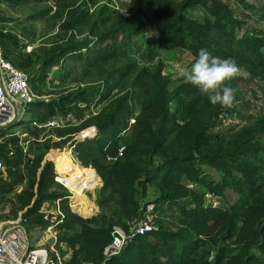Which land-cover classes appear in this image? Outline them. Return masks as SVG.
<instances>
[{"label": "trees", "instance_id": "trees-1", "mask_svg": "<svg viewBox=\"0 0 264 264\" xmlns=\"http://www.w3.org/2000/svg\"><path fill=\"white\" fill-rule=\"evenodd\" d=\"M58 1L62 3L56 13L65 14L59 23L60 30L65 33L67 30L72 32L81 19H88L87 9L82 7L80 1ZM81 1L86 3V0ZM198 3L207 5L209 13L213 16L212 20L187 13L190 6ZM137 12L142 14L141 18L125 16V22L120 23V28L114 27L109 31L95 33V40L91 45H88L87 39L78 40L73 34L65 38L64 34H61L58 39L52 41L51 46H40L32 53L18 55L14 53V46L23 48L24 44L18 41L14 33L3 30H0V43L4 57L19 68L32 67L37 61L45 67L58 61L61 55L82 58L84 54L86 62L94 65L95 60L118 55L120 39L104 44V38L108 39L118 30L126 31L127 37L140 34L144 31V19L154 22L156 19L166 18L155 26L166 43L181 45L196 56L201 49H207L213 56L222 59L233 58L248 65L252 73L264 72V35L253 30L238 34L236 30L241 27V19L233 15L229 6L222 0H144L138 5ZM133 66L134 64L129 62L113 68L107 72L104 82L107 84L108 80H113L116 76H126ZM148 70L147 67L141 68L134 76L133 83H145L144 88L150 96L142 102V111L136 116L130 134L125 137L121 155L113 160L107 159V156L116 155L120 145V132L130 113L129 92L110 100L102 108L97 120H93L97 125L98 135L80 142L76 148L79 158L86 164L93 165L103 178L104 187H108L109 196L106 200L111 209L110 215L104 220L99 219V226L90 227L87 222L96 219L83 218L70 211L66 203V190L49 189L53 168L48 162L41 163L43 152H35L33 157L27 156L20 146L13 145L10 138L9 141L0 142V158L9 166L4 164L8 176L13 178L12 181L21 179L24 175L20 170L21 164L26 167L27 188L18 196L21 208H25L22 213L28 218L29 224H51L60 219V214L50 211L46 203L60 198V210H63L64 218L58 226L73 228L76 223L81 226L79 233L65 237L73 246L81 236L80 246L74 248L72 257L75 264H79L81 259L98 260L101 264H199L202 258L195 259V253L201 240L206 241L198 236V231L207 220L221 222L223 233L232 235L236 233L239 221H249L252 214L254 216L250 222V235L254 241L249 242L250 244L246 241L244 245L231 242L228 243L230 245H216L214 242V264H264V215H261L264 211V112L248 114L245 122L231 131L212 132L210 127L221 109L220 105L211 104L206 94H202L199 88L187 82L180 83L170 90L169 79L162 74L159 65L153 70ZM227 83L232 87V83ZM99 89L82 88L58 98L32 101L29 104L35 114L32 120L43 126L57 112L66 116V103L89 100ZM131 95L135 96L133 88ZM27 114L29 113L26 112ZM26 115L21 119H25ZM58 130L59 135H62L70 128ZM2 133L4 129L0 130V134ZM63 153L67 157L66 152ZM155 154L161 159L153 164ZM59 155L55 154L57 157ZM205 165L218 169L220 176L214 178L204 169ZM76 167L79 166L72 165L73 170ZM80 171L90 176L89 180L97 179L92 168H82ZM141 175L155 185L161 202L175 203L182 196H190L193 204L187 206L183 202L178 203L183 223L178 224L176 229L158 227L133 234L117 254L103 257L102 250L111 238L112 226L120 225L129 233L132 221L143 216L144 205L142 207L139 204V196L145 195V187L143 186V191L138 197L135 187ZM4 181L1 176L0 190H3L1 182ZM187 181L195 182L197 188L186 186ZM226 189H231L237 194V200L229 208L203 204L205 193L222 196ZM83 197V194L79 197V193L70 196L74 210L85 212V206L81 202ZM112 198L114 204H109ZM149 202L154 203L152 211L160 209V203L157 204L155 200ZM26 204L29 206L26 207ZM250 246H254V249ZM78 254L80 260L76 257Z\"/></svg>", "mask_w": 264, "mask_h": 264}, {"label": "rangeland", "instance_id": "rangeland-1", "mask_svg": "<svg viewBox=\"0 0 264 264\" xmlns=\"http://www.w3.org/2000/svg\"><path fill=\"white\" fill-rule=\"evenodd\" d=\"M79 1L82 7H86L88 19H81V22L76 25L72 32L67 30L65 33L64 30L59 29V23L63 20L65 14L59 15V13H56L62 3L61 1L21 0L14 2L11 0H0V30L11 31L17 36L18 41L24 44L23 48L17 45L14 46V53L18 55L24 54L25 52L32 53L33 50H37L40 46H51L53 44L52 41L58 39L61 34H64L65 38L73 34V37L78 38V40L87 39L89 40L88 45H91L95 40V33L105 32L114 27H119L120 23L125 22V16H135L137 19L141 18L142 14L137 12L138 5L144 2V0H94L93 2L86 0V3H83L81 0ZM222 1L229 6L233 15L241 19V27L236 30L238 34L253 30L258 33L261 32L264 35V0ZM187 13L201 19H213V16L208 11L207 5H204V3L190 6L187 9ZM107 17L108 19L106 20ZM165 19H156L154 22L144 19V31L140 34L127 37L126 31L118 30L108 39L104 38L102 40L104 44L108 42L113 43L114 40L120 39L121 43L117 48L118 55L110 57L109 59H99L98 61L92 59V61L95 60L94 65H89L86 62V54H84L82 58H74V56L64 57L61 55L58 61L45 67L42 66L40 61L35 62L32 67H20L29 76L30 87L35 93L33 101H46L58 98L63 94L82 88L87 90L96 87L100 88L99 91L95 92L94 97L89 100H76L66 103V116L62 112H57L53 117L59 121L58 124H46L43 126L37 124L32 120L35 114L29 106L27 108V113L29 114H24L26 118L21 119L20 115L13 126L10 129H4V133L1 134V142L9 141L12 138L13 145L20 146L22 152L27 156L33 157L35 152H43L41 163L48 162L52 165V177L54 175L52 157L56 153L60 154L56 157V159L58 158L56 160L58 162L60 161L62 163L66 158L63 152L67 154L71 152L76 157L80 170L82 168L93 169L97 175L95 181H92V179L89 180L88 177L90 176L80 173V177L71 181L69 187L58 184L54 178H52V184L49 187V189L67 191L66 203L70 211L83 218H95L96 221L87 222L90 227L99 226V219L104 220L111 212L109 205H107L108 200H106V197L109 196L108 187H104V180L97 169L91 164H86L79 158V151L76 149L80 142L90 138L92 139L98 135L97 125L93 120H97V116L102 111V108L110 100L129 92L130 98L128 103L130 113L126 117V125L123 128L125 131L120 134V144L125 143V137L130 134L133 126V123H129L130 118H134L135 120L136 116L142 111V102L150 96L144 88L145 83H133L134 76L138 73L137 71L144 67L153 70L158 65L161 66L162 74L169 79L168 88L171 90L180 83H186L185 78L180 73L189 70L190 66L198 58V56L181 45L166 43L164 37L158 34L155 26L158 22ZM94 23L96 24L94 25ZM125 27L123 26V28ZM124 40L126 42L125 45ZM28 46L31 51L27 50ZM82 52L85 53L83 48ZM236 61L242 69V75L228 81L229 84L232 83V88L235 89L234 105L232 107L221 106L219 113L214 118L213 125L210 127V131L215 133H223L238 128L245 122L250 113L257 114L264 112V72L252 73L248 65L238 60ZM129 62L134 64L129 74L126 76H116L115 79L108 80L107 84L104 82L108 71ZM187 83L193 85L190 82ZM193 86L197 87L196 85ZM131 88H133L135 96L131 95ZM85 104L86 106H84ZM70 106L71 108H69ZM66 127H69L71 131L68 130L69 132L67 131V133L59 135L58 129ZM45 144L48 145L44 146ZM61 153H63L62 156ZM160 159L161 157L155 154L152 163L159 162ZM2 160L6 165L5 160ZM204 169L214 178H218L221 174L218 169L211 165H205ZM20 170L24 172V175L21 179L15 181H12V176H8L5 167L4 171L6 175L4 177L2 176L3 171H0V177L2 176L3 180H5L1 182L3 190H0V218H15L16 216L24 215L22 211L25 208H21L18 199V196L22 195L23 190L27 188L28 179L24 164H21ZM190 182L187 181L185 185L189 188H197L198 185L195 182L192 181L193 185ZM143 186L145 187V195L142 197L139 196V204L149 202V200H155L157 204H161L160 209L151 211L149 214L153 229L158 227L176 229L178 224L183 223L181 221L178 203L183 202L187 206H191L193 200L190 196H182L175 203H168L167 201L161 202L159 195H157L155 185L151 181L145 180L144 175H141L135 183L137 197L142 193ZM77 193H79V197H81V194L84 196L81 202L85 206V212H78L71 206L70 196ZM60 200V198H55L50 203H46L50 211H55L60 214V219L48 225L28 223L29 232L33 238L32 242L45 246L54 245L58 254L62 257L64 264H75V262H72V257L74 256V248L80 246L81 236L79 240L75 241L73 246L66 238L70 235L73 236L75 233H79L81 226L78 223L73 228L58 226V223L64 218V212L62 209L60 210ZM236 200L237 194L231 189H226L222 196L205 193L202 202L204 205L211 204L229 208ZM110 203L114 204L113 198L109 200ZM29 204H26V207ZM261 215H264V211ZM253 216L252 214L250 215L249 221L241 219L236 233L232 235L223 233L224 229H222L221 222L213 219L207 220L205 225L198 231V236L207 242L201 240L199 249L195 253V259L202 258L199 264H214L216 255V246L213 245L214 242H216V245L228 244L229 242L244 245L246 241H248V244H250L249 242H253V236L250 235V230L252 229L250 222ZM224 235H226L225 238ZM210 238L216 241H212ZM250 248L253 250L254 246H250ZM53 253L54 251H50L51 255ZM105 256L103 253V257ZM76 257L80 260V254ZM79 264H101V262H98V260L85 261L81 259Z\"/></svg>", "mask_w": 264, "mask_h": 264}, {"label": "built area", "instance_id": "built-area-1", "mask_svg": "<svg viewBox=\"0 0 264 264\" xmlns=\"http://www.w3.org/2000/svg\"><path fill=\"white\" fill-rule=\"evenodd\" d=\"M30 50V47H27ZM28 74L11 63L4 57L2 45L0 43V130L10 129L27 112L29 104L34 100L35 93L32 91ZM134 118H130L129 123H133ZM59 121L52 118L46 124L54 125ZM45 124V125H46ZM125 129L120 132L122 134ZM83 132V130H82ZM11 134V132H10ZM2 135L0 134V142ZM124 144H120L116 155L107 156L108 160L116 159L121 155ZM71 159L67 156L63 162L56 161L57 156L52 157L54 164V180L69 187L71 181L80 177V169H72V165H78L76 157L71 153ZM4 163L0 158V169L2 176L6 175ZM193 185L192 183H190ZM207 194V193H206ZM144 205L143 216L133 220L130 226L131 232H127L120 225H113L111 238L103 247V253L106 256L117 254L126 244L128 238L137 233H144L152 228L150 223V211L153 210V202L141 203ZM23 212V211H22ZM33 238L29 232V225L26 216H16L0 218V264H64L62 257L58 254L54 245H41L32 242ZM50 249V250H49ZM50 251H54L53 255Z\"/></svg>", "mask_w": 264, "mask_h": 264}, {"label": "clouds", "instance_id": "clouds-1", "mask_svg": "<svg viewBox=\"0 0 264 264\" xmlns=\"http://www.w3.org/2000/svg\"><path fill=\"white\" fill-rule=\"evenodd\" d=\"M180 75L206 94L211 104L232 107L235 89L227 82L242 75V69L233 58L222 59L211 55L207 49H201L190 69Z\"/></svg>", "mask_w": 264, "mask_h": 264}, {"label": "crops", "instance_id": "crops-1", "mask_svg": "<svg viewBox=\"0 0 264 264\" xmlns=\"http://www.w3.org/2000/svg\"><path fill=\"white\" fill-rule=\"evenodd\" d=\"M66 154H67V153H66ZM67 156H69L70 159L72 158L71 155H69V154H67ZM78 169H79V167H78Z\"/></svg>", "mask_w": 264, "mask_h": 264}]
</instances>
